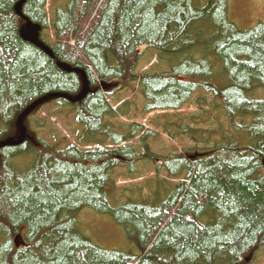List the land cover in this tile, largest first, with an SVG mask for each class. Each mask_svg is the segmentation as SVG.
Masks as SVG:
<instances>
[{
	"label": "trees",
	"instance_id": "obj_1",
	"mask_svg": "<svg viewBox=\"0 0 264 264\" xmlns=\"http://www.w3.org/2000/svg\"><path fill=\"white\" fill-rule=\"evenodd\" d=\"M18 2L0 0V142L17 138L16 120L35 101L83 92L81 75L58 63L82 72L88 93L33 111L49 102L73 108L84 128L80 143L62 136L51 146L27 130L26 118L25 142L0 150V264H251L264 250V99L256 97L264 91V23L238 29L227 0H68L48 25L47 0H24L22 17ZM26 21L40 33L52 29L53 45L39 38L52 57L22 38ZM144 49L170 72L137 73ZM102 82L113 87L103 91ZM131 84L146 114L179 110L199 89L211 94L227 121L222 142L210 131L165 124L213 147L193 149L192 158L159 157L145 142L155 133L140 123L116 131L106 120L125 113L108 100ZM137 138L141 151L125 146ZM24 152L32 163L20 172L13 159ZM123 159L129 173L151 162L156 175L180 182L116 204L110 173ZM84 209L110 216L140 253L95 246L77 226Z\"/></svg>",
	"mask_w": 264,
	"mask_h": 264
},
{
	"label": "rangeland",
	"instance_id": "obj_2",
	"mask_svg": "<svg viewBox=\"0 0 264 264\" xmlns=\"http://www.w3.org/2000/svg\"><path fill=\"white\" fill-rule=\"evenodd\" d=\"M67 1L47 0L45 11L48 15V25L52 23L55 10L65 8ZM205 1L200 0L199 4L204 5ZM227 17L230 23L238 29H251L259 22L264 23V0H227ZM40 37L49 45L54 44L51 28L42 31ZM136 71L143 74L170 72V65L160 60L154 50L144 49L141 51ZM135 89L136 86L131 84L114 91L108 101L114 109H119L125 115L106 121L111 122L115 130L120 133H124L128 126L134 122L140 123L149 131H153L155 135L147 137L145 140L153 154L159 157L183 154L192 158L196 154L193 149L201 153L200 151L210 150L213 147L212 143H194L184 135H176L178 129L168 128V132L165 130V124L168 126L187 125L193 129L210 131L213 134L212 142H222L221 132L227 130V121L211 94L199 89L179 110L155 111L146 114L143 113L144 100L141 93ZM256 97L264 99V91H258ZM202 108H207L206 112ZM72 109L68 106L62 107L59 103L49 102L28 117L27 130L37 134L38 137L49 142L51 146H56L58 142L62 141V136L68 138L66 139L67 145L78 144L81 142L78 137L84 132V128L77 122L76 113ZM200 117L202 122L198 123ZM40 121H42L41 124L37 123ZM170 134H173L174 137H171ZM223 134L226 137V133ZM138 139L126 143L125 146L136 147L135 150L141 151L142 147L139 146L141 142ZM191 154L192 156H190ZM13 162L20 172L25 171L32 163L31 152L18 155L13 159ZM124 162L123 159L122 165L110 173L113 180V185L110 186L113 187L112 199L116 204H123L125 197L128 196L148 199L152 196L153 190L157 189L162 192L165 185L173 186L180 182L179 180L168 179L163 170L156 175L155 167L151 162L137 163L135 173H129L127 164ZM109 201L113 204L112 200L109 199ZM76 220L84 237L98 248L131 255L140 253V249L134 245V242L127 238L124 228L117 225L110 216L99 214L91 209H84L76 215ZM1 238L2 234H0V240ZM17 244H21V242ZM251 264H264V250L255 255Z\"/></svg>",
	"mask_w": 264,
	"mask_h": 264
},
{
	"label": "water",
	"instance_id": "obj_3",
	"mask_svg": "<svg viewBox=\"0 0 264 264\" xmlns=\"http://www.w3.org/2000/svg\"><path fill=\"white\" fill-rule=\"evenodd\" d=\"M23 3H24V0H19L17 5L15 6V11H16L17 15H19L20 17H22L21 16V7H22ZM21 35H22V38L24 40H26L27 42L31 43L32 45L38 47L39 49L44 51L47 55L52 57L51 51L44 44H42L39 40L40 28L38 26L32 25L30 22L26 21L25 27L21 30ZM58 65L60 68H62L63 70H65L67 72H75V73L81 75L82 81H83V92L80 95H78L77 97H70V96L62 95V94H50V95H47V96L35 101L33 104L28 106L16 120V130L18 133V137L16 139L11 138V139H7L5 141L0 142V150L3 148H7V147H9V148L19 147L24 143L25 138H26V128L23 125V121L37 107H39L43 103H45L51 99L56 98V99H64L71 104H75V103L82 101L85 98V96L88 93V82L86 80L85 75L82 72H80L79 70H72L69 67L62 65L60 63H58ZM101 88L105 90V89H108L109 87H107L104 84H101Z\"/></svg>",
	"mask_w": 264,
	"mask_h": 264
},
{
	"label": "bare ground",
	"instance_id": "obj_4",
	"mask_svg": "<svg viewBox=\"0 0 264 264\" xmlns=\"http://www.w3.org/2000/svg\"><path fill=\"white\" fill-rule=\"evenodd\" d=\"M82 83H83V81H82Z\"/></svg>",
	"mask_w": 264,
	"mask_h": 264
}]
</instances>
